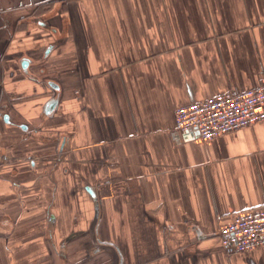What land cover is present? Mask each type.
<instances>
[{"label": "crops", "instance_id": "crops-1", "mask_svg": "<svg viewBox=\"0 0 264 264\" xmlns=\"http://www.w3.org/2000/svg\"><path fill=\"white\" fill-rule=\"evenodd\" d=\"M263 77L264 0H0V264H264V120L173 122Z\"/></svg>", "mask_w": 264, "mask_h": 264}, {"label": "built area", "instance_id": "built-area-1", "mask_svg": "<svg viewBox=\"0 0 264 264\" xmlns=\"http://www.w3.org/2000/svg\"><path fill=\"white\" fill-rule=\"evenodd\" d=\"M174 128L203 140L264 120V77L242 90L229 88L174 108ZM223 252L242 253L264 246V205L237 211L218 228Z\"/></svg>", "mask_w": 264, "mask_h": 264}, {"label": "flooded vegetation", "instance_id": "flooded-vegetation-1", "mask_svg": "<svg viewBox=\"0 0 264 264\" xmlns=\"http://www.w3.org/2000/svg\"><path fill=\"white\" fill-rule=\"evenodd\" d=\"M27 62H29V60L28 59H26V58H22L21 60H20V63H21V68H25V66H27ZM5 117V116H4Z\"/></svg>", "mask_w": 264, "mask_h": 264}]
</instances>
